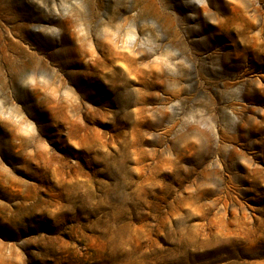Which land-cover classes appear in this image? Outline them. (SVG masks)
<instances>
[{
	"label": "rangeland",
	"instance_id": "obj_1",
	"mask_svg": "<svg viewBox=\"0 0 264 264\" xmlns=\"http://www.w3.org/2000/svg\"><path fill=\"white\" fill-rule=\"evenodd\" d=\"M0 5V264H264V0Z\"/></svg>",
	"mask_w": 264,
	"mask_h": 264
},
{
	"label": "bare ground",
	"instance_id": "obj_2",
	"mask_svg": "<svg viewBox=\"0 0 264 264\" xmlns=\"http://www.w3.org/2000/svg\"><path fill=\"white\" fill-rule=\"evenodd\" d=\"M16 4V3H15ZM1 6V5H0ZM9 10V9H8ZM243 17V16H242ZM245 19H244V17H243V19L241 18V21H244ZM246 23V22H245ZM262 42H264V41H262ZM2 49V36H1V34H0V52L1 53H3V51L1 50Z\"/></svg>",
	"mask_w": 264,
	"mask_h": 264
}]
</instances>
